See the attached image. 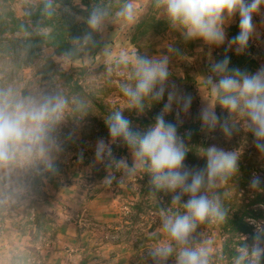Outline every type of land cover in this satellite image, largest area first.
I'll use <instances>...</instances> for the list:
<instances>
[{"label":"clouds","instance_id":"obj_1","mask_svg":"<svg viewBox=\"0 0 264 264\" xmlns=\"http://www.w3.org/2000/svg\"><path fill=\"white\" fill-rule=\"evenodd\" d=\"M152 6L166 20L169 28L187 44L201 41L209 49L207 71L200 73L197 89L200 105L193 116L195 97L177 85L170 68L172 57H182L179 47L169 44L164 55L145 56L122 53L118 63L130 68L128 80L120 91L126 107L142 114L145 108L163 103L155 122L146 129H135L131 120L117 109L105 118L108 139L98 138L93 163L108 170L105 184L147 175L153 194L171 196V207L161 213L163 239L148 255L152 264H211L212 249L194 245L193 234L203 224H222L227 219L216 189L239 173L242 153L215 145L203 147L198 154L204 167L186 163L192 129L179 131L186 118L199 122L200 131L212 133L217 128L226 136L243 131L264 159V65L255 72L231 66V57L244 54L250 41L258 37L254 17L261 14L264 0H151ZM116 15L128 24L136 22L138 10L127 0ZM108 12L93 7L86 18L93 31L103 28ZM238 16V33L231 38L227 28ZM264 23V21H262ZM76 43L93 40L92 32L74 38ZM227 45L221 59L212 56L213 48ZM202 50V49H200ZM203 90V92L201 91ZM227 113L223 119L217 113ZM69 111L68 100L60 94L23 95L14 87H0V205L25 195L30 178L59 173V158L65 142L58 135ZM174 115V120L165 117ZM66 141L75 142L72 133ZM125 147L128 156H117L113 146ZM83 160V150L78 153ZM253 192L264 191V176L253 174L249 180ZM264 207V205H259ZM264 258V238L258 233L240 249L234 264H260Z\"/></svg>","mask_w":264,"mask_h":264},{"label":"trees","instance_id":"obj_2","mask_svg":"<svg viewBox=\"0 0 264 264\" xmlns=\"http://www.w3.org/2000/svg\"><path fill=\"white\" fill-rule=\"evenodd\" d=\"M126 2L127 0H38L36 2L21 0L23 15L18 16L14 6L15 0H0V74L2 73V83L13 80L12 75L33 66L37 61H46L47 64L38 71L37 75L42 82L46 83V93L60 94L68 100L71 109L69 116L71 122H86V128L92 136L108 139L105 118L119 109L123 111L125 117L131 120L133 128L146 129L155 122V117L163 107V103L154 104L150 108L146 107L142 114L107 103L108 98L114 95L120 96L126 101L120 88L128 80L130 68H125L118 63L119 59H116L92 72L83 61L86 56H90L93 61H96L107 45L112 44L111 42L107 43L102 29L93 31L87 27L86 18L89 11L93 7H101L106 10L108 16L104 23L110 33H115L117 28L113 23L122 20L116 13ZM255 17L254 22L256 21ZM168 27L164 17L152 6L151 2L148 11L138 17L131 26L130 41L136 48V54L148 56L141 44L143 39L151 35L160 36L166 32ZM85 32H92L93 40L87 43L83 41L76 43L74 38ZM237 33L238 16L228 28L230 38ZM252 43L251 40L249 48L244 54L236 55L235 52H227V55L231 57L230 67H240L249 72H255L260 67L258 60L253 57L255 47ZM187 44L190 49L195 47L194 42ZM45 49H52L56 56L65 57L73 64L82 63V65L75 67L71 72L62 71L55 62L43 56ZM224 55L225 50L222 54L216 53L215 59H221ZM118 70H126L128 76L118 78L116 75ZM97 73L104 74V83L99 87L97 82L91 83L90 80ZM172 74L173 81L184 90L191 92L196 98L192 109L194 116L200 99L197 96L196 79L191 67H188L181 77ZM216 111L221 115V119L227 116V113H222L219 107ZM165 119L174 120V115L166 116ZM186 129L193 131L189 142L190 151L186 158L188 165L205 166V158L198 155L204 151L203 147L215 145L224 150L238 149L242 153L238 175L216 189L227 210L226 221L218 224L224 241L222 250L217 253V258L221 262L234 264V259L240 249L249 245L251 237L255 234L250 220L262 223V230L258 234L264 238V207H259V205H264V191L253 192L249 189V180L253 174L264 176V159H261L254 148L251 135H246L242 130L235 132L231 137H226L217 128L210 133V138L206 139L203 132L200 131L199 122L194 118H186L179 131L183 133ZM113 149L118 157L128 156L125 147L114 145ZM59 168L60 171L56 175L46 174L44 177L36 176L31 179L30 183L38 194H40L39 187L45 179L53 183L62 173L61 163H59ZM108 174L109 170L105 166L93 168L89 181L104 180ZM116 175L119 178V173ZM148 179V176L144 174L138 179L141 187L139 192L134 194L137 201L131 207L134 214L133 226L142 221L143 214H148L152 210L162 213L171 207V196L163 193L154 195ZM112 185L118 186L119 182L113 181ZM31 225L36 230L35 237L37 239L46 232H54V223L45 214H37ZM156 236L157 234L149 238L151 244L157 242ZM135 248L138 251L139 247L136 244ZM140 263L152 264L143 258L140 259ZM260 264H264V258Z\"/></svg>","mask_w":264,"mask_h":264},{"label":"rangeland","instance_id":"obj_3","mask_svg":"<svg viewBox=\"0 0 264 264\" xmlns=\"http://www.w3.org/2000/svg\"><path fill=\"white\" fill-rule=\"evenodd\" d=\"M28 1L36 2L38 0ZM132 2L138 10V17L145 14L151 4V0H132ZM14 6L18 16H22L21 0H15ZM160 15L162 16L161 13ZM255 18L258 37L252 39V44L255 47L253 57L262 66L264 65V23H262L264 8H262L261 14ZM113 25L117 28L115 33H110L106 24L102 28L107 43L111 42L112 44L107 45L96 61H93L90 56H86L83 60L92 72L97 71L102 65L119 59L122 53L136 54V48L130 41L133 24L121 20ZM194 43L195 47L190 49L178 33L168 27L162 35L148 36L143 39L141 44L149 57L168 54L167 46L169 44L179 47L184 55L179 58L172 57L171 71L181 77L188 67H191L196 79L197 96L200 99L197 85L201 79L200 73L207 71L209 49L201 41H194ZM226 47L227 45L213 48L211 50L213 58L216 53L222 54ZM43 56L55 62L65 72H71L75 67L82 65V63L73 64L65 57L56 56L52 49H45ZM46 64V61H37L33 66L12 75L13 80L6 83H2L1 73L0 87H14L19 89L23 95L51 94L46 93L47 85L37 75L38 71L42 70ZM116 75L118 78H123L128 76V73L126 70H118ZM90 80L91 83L97 82L99 87L104 83V74L97 73ZM201 91L203 92V90ZM107 103L118 105L123 109L127 108L126 101L120 96H111ZM199 105L200 102L196 109ZM70 114L69 107L65 120L58 131L60 139L65 142V151L58 161L62 165V173L53 183L45 179L39 187L40 194L30 183L29 191L25 195L7 202L8 206L5 209L0 207V251L3 247L9 250H20L21 248L27 251L32 250L33 253L29 257H20L21 261L26 259L28 264L34 263V261L35 264H51V261L44 260L45 254H41L44 249H48L56 257L60 254L65 255L63 262L60 258L55 264H141L140 259L142 258L152 263L148 253L164 237L160 232L161 213L154 210L143 214L142 221L133 226L134 214L131 207L137 201L134 194L140 190L141 184L138 179L142 177V174L133 179L125 178L122 181L118 178V186L106 185L105 179L90 182L89 177L92 169L104 166L101 163H93L94 145L99 137L91 135V132L86 128V122H71ZM69 133L73 134L74 143L65 140ZM203 135L206 139L210 138V133L203 132ZM81 150L84 155L82 161L78 159V153ZM128 157L129 163H131L129 153ZM34 177H31L29 182ZM17 204L20 207L15 206ZM20 208L22 210H19ZM47 213L54 219L48 218ZM37 214H45L54 223V232H46L38 239L35 237L36 230L31 225ZM2 215H5L3 221ZM7 222L11 226L2 230L8 225ZM219 226L218 224L198 226L193 234L192 243L211 247V264H228L217 258V253L222 250L224 241ZM156 234L157 242L151 244L149 238ZM135 244L139 247L138 251ZM34 251L39 252L34 253ZM14 255L13 258L18 259L21 253ZM1 261L2 254H0ZM168 264H175L174 257L169 259Z\"/></svg>","mask_w":264,"mask_h":264},{"label":"crops","instance_id":"obj_4","mask_svg":"<svg viewBox=\"0 0 264 264\" xmlns=\"http://www.w3.org/2000/svg\"><path fill=\"white\" fill-rule=\"evenodd\" d=\"M7 206L8 205H6V203L3 204V205H0V207H2V209L7 208ZM15 206L20 207L19 204L15 205ZM19 210H22V209L20 208ZM4 216L5 215H2V221L4 220ZM47 217L50 218L51 220L54 219V217L51 216L48 213H47ZM7 223H8V225H6L4 227V229H2V230H5V229H7V228H9L11 226V224H9V222H7ZM13 225L15 226V224H13ZM74 240H76V239H74ZM20 250L19 249H11V250H9L8 248L4 249V247H3L2 251H0V254H2V261L0 262V264H28L26 259H23L24 261L23 260L21 261L20 257H22V256L29 257L33 253V252H31L32 250L31 251L30 250L27 251V250L22 249V248ZM25 252H27V253H25ZM36 252H39V251H34V253H36ZM20 253H21V255H19L18 259H14L13 258L14 254H20ZM41 254H43V255L45 254L46 257H44V260L51 261V264H55V262L57 263L60 258H61L62 262L65 259V255L64 254H62V255L60 254L59 256L56 257V256H54V254L52 252H49L48 249H44V251L41 252ZM14 256H17V255H14ZM8 258H11V259H8ZM28 262H30V259H28ZM29 264H35V261H34V263H29Z\"/></svg>","mask_w":264,"mask_h":264},{"label":"built area","instance_id":"obj_5","mask_svg":"<svg viewBox=\"0 0 264 264\" xmlns=\"http://www.w3.org/2000/svg\"><path fill=\"white\" fill-rule=\"evenodd\" d=\"M249 222L253 227L255 233H259L262 230V226H263L262 223H259L255 220H250Z\"/></svg>","mask_w":264,"mask_h":264}]
</instances>
